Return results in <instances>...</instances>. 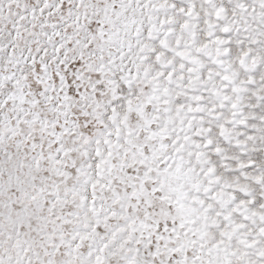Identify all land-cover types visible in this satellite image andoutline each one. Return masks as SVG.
<instances>
[{
	"label": "snow or ice",
	"instance_id": "1",
	"mask_svg": "<svg viewBox=\"0 0 264 264\" xmlns=\"http://www.w3.org/2000/svg\"><path fill=\"white\" fill-rule=\"evenodd\" d=\"M0 264H264V0H0Z\"/></svg>",
	"mask_w": 264,
	"mask_h": 264
}]
</instances>
